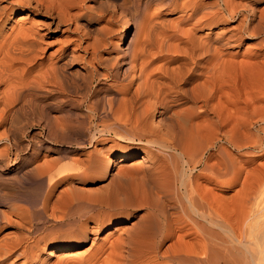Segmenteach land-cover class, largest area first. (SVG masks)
I'll return each instance as SVG.
<instances>
[{
	"label": "bare ground",
	"instance_id": "6f19581e",
	"mask_svg": "<svg viewBox=\"0 0 264 264\" xmlns=\"http://www.w3.org/2000/svg\"><path fill=\"white\" fill-rule=\"evenodd\" d=\"M197 1H178L180 14L194 19L191 24L194 29L205 24L210 28L232 22L236 24L224 28L212 40H203L191 28H182L172 20V34L157 32L163 38L156 40L153 52L150 44L155 42L150 43L148 39L151 36L148 31L153 29V17L147 13L144 15L148 2L140 0L125 9L124 33L120 40L127 39V43L120 47L119 58L110 63L106 58L97 57V51L104 43L95 46L93 41H84L81 46L79 38L67 36L60 49L49 52L50 43H46L41 32L52 26L55 30L63 25L68 28L70 20L79 17L86 9L85 0H0V130L5 127L7 117L16 105V85H23L19 93L28 95L25 105L30 111L37 106L60 111L73 101L84 104L83 120L96 121L94 132H85L89 145L97 133L137 141L149 154L141 156V162L147 161L148 156L158 155L164 172L162 177L166 178L164 185L161 184V196L157 192L159 196L152 205L151 216L134 222L133 233L127 240L120 238L126 225L123 222L113 226L107 234L108 237H117L107 255L94 252L91 247L78 252L88 237L84 231L81 235L75 234L77 240L74 242L57 241L50 246V257H58L54 264H264V160L253 164L257 159H264V52L251 54L242 67L239 65L243 80L252 87L249 94L244 91V96H240L241 90L237 91V77L227 81L229 77L226 76L225 80L224 72H230L235 65L230 62L232 65L228 71L230 63L223 57L224 52L222 54V49L239 46L245 38L255 41L253 47L264 49V7L257 6L263 0H212L201 5ZM75 8L79 13L71 15ZM132 9L141 13L139 19V14H131ZM35 16L44 20L36 21ZM134 23H138V29L126 35L128 24ZM177 36L185 38L183 43L172 42L173 38L178 39ZM70 46L75 50L81 48L85 56H75L74 52L69 55ZM167 52L177 57L162 59L164 62L157 67L155 64L153 69L149 60L151 56H162ZM76 60L81 62L90 79L78 71L76 74L70 72L69 66ZM95 66L104 69V74L100 75L103 85L92 90L94 81L99 79ZM235 73L228 74L234 76ZM33 84L40 85V88L54 86L58 94L35 93ZM176 105L188 106L176 110L173 108ZM187 110L193 114L192 121L184 120L186 115L182 116ZM151 114L161 117L162 127L151 126ZM61 116L63 118V114ZM45 118L44 122L49 126L55 116ZM0 132V143L8 138L14 139L11 130ZM217 142L223 144L216 146ZM28 145L24 144L23 148L27 150ZM20 148L13 141L14 160L18 159ZM46 148L49 147L45 146L47 151ZM212 150L215 152L210 153ZM2 151L5 159L1 160L4 164H0V176L9 163L11 150L7 147ZM230 151L240 155L233 158ZM135 154L122 152L113 165L123 168V162L134 159ZM57 165L51 166L50 170L47 168L49 178L55 179L63 169H72L74 163ZM105 167L104 173L109 174L112 167L108 164ZM243 172V182L233 194L225 196L224 191L208 187V184L224 181L221 189H228L235 177ZM114 193L110 192L104 199L108 208L116 205L112 197ZM91 210L89 206L79 207L81 218ZM19 214L17 212V217ZM10 216L8 211L0 209V228L2 221L6 220L26 231L27 235L4 234L0 240V264L12 254L15 256L10 264L25 257L30 247L22 245H28L33 238L32 220L23 216L22 223L14 221V224ZM167 241L169 244L161 250V245ZM60 252L70 254L59 257ZM41 264L48 263L43 260Z\"/></svg>",
	"mask_w": 264,
	"mask_h": 264
},
{
	"label": "rangeland",
	"instance_id": "374dc122",
	"mask_svg": "<svg viewBox=\"0 0 264 264\" xmlns=\"http://www.w3.org/2000/svg\"><path fill=\"white\" fill-rule=\"evenodd\" d=\"M139 1L140 0H133V2L129 0H85L84 6L86 9L82 10V13L79 15V17L76 19L72 18L73 20H70L68 28L63 25L55 30L52 26L48 31H41L46 43H50L49 52L60 49L63 38L68 36L70 38H79V43L81 46H84V41H88V43L93 41L92 43L95 42V46H97V44L99 46V43H104L105 45L98 49L97 57H102V59L106 58L105 60L113 63V60L119 58L121 54L119 52L120 47L127 43V39L124 41L120 40L124 33L122 22L126 20L124 19L126 14L125 9L130 7L132 3H137ZM141 1H146L149 4V6L148 4L146 5L145 10L143 9L144 12L146 11L145 13L143 12L144 15L146 16L148 14L147 16L153 17V29L150 28L151 30L149 29L148 31V34L152 36V38L151 36H148L150 43L155 42V44L152 43L153 45L150 44L153 52L157 44L156 40L163 38V35L162 37H159L161 35H159L157 32H160V34L166 33L171 35V26L174 24L173 21L179 23L178 25L180 27L182 26V28H191V30H193L197 36H201L203 40H212L215 38L214 36L219 35L220 32L222 33L224 28H230V26L236 24V22H232L221 24L212 28L205 24L194 29L191 25L192 22H194V19H188L187 15L180 14L182 13L179 10L180 0H164V2L167 1L165 4L159 3L157 0ZM197 2L198 5H201L211 3L212 0H198ZM160 4H163V7ZM257 6L258 8H263L264 0ZM78 10V8H75L70 14H78ZM135 12L136 11L132 9L131 14H139V19L141 17V13ZM35 20L40 21L44 19L41 16H35ZM149 20H151V18ZM160 28L164 29V31ZM136 29H138V23H134L133 25L128 24V32H126V35L132 34V32H135ZM157 29L160 30L157 31ZM162 31L163 33H161ZM227 34L229 35V32H227ZM173 39L175 40L172 42L175 41L176 44L181 43V41L183 43L185 40V38L182 36H179L178 39H176V37ZM254 43L255 41L253 39L245 38L239 46L222 49V54L224 52L223 57L227 58L229 63L231 62L233 65H235V71H232L234 70L231 69L232 64H228L230 67L228 71H230V69L231 71L226 72V70L224 72L225 80L227 79L226 76L229 77L227 81L232 77H235L234 79H236V77L238 78L236 79V87L238 86L239 88V90L237 88V91L241 90L239 92L240 96L242 94L244 96V91L245 94H249L252 87L250 84L246 83L245 80H243L239 70V65L242 67L243 62H247L249 58L252 57L251 54L264 52V49L261 50L259 48L253 47ZM49 52H47L46 55ZM70 52H74L75 56H85L81 48L75 50L74 46H70L68 48L67 53L69 55ZM167 53L168 54L165 53L166 55L164 54L162 56L154 55L153 57L152 55V59H149L152 61V68L155 64H157L155 67L160 66V64L163 63L166 58L171 56L177 57L174 53L170 54L172 52ZM86 56L88 55L86 54ZM95 67V73L99 75V79L94 81L92 90L98 85H103V80H101L102 78L100 75L101 73L104 74V69L99 66ZM155 67L153 69H155ZM69 68L70 72L72 71V73L76 74L75 72L78 71L79 73L86 74L84 75L86 79H90V77L87 75L88 73H85L84 67L79 60L72 62ZM242 70L243 69L241 68V72H243ZM233 72L236 73L234 76H231ZM228 73L231 74L229 75ZM237 73L238 75H236ZM231 81H229V83ZM17 85L16 88L14 87L17 90L15 91V93L17 92V101L15 102L16 105L8 115L5 127H3L5 132L11 130V132L14 133V139L11 140L8 138L7 141L0 143L1 165L4 164V162L1 160L5 159V154L2 150L7 147L11 150V161L9 160V163L5 165L6 169L0 176V209L9 212V216L11 215L10 220H12L13 223L14 221H19L22 223L23 216H25V219L32 220L31 224L33 226V231L31 236H33V238L28 241V245L26 243L22 245L23 247L25 245L28 246L27 248L30 247L26 255L27 257L25 256L23 258L17 259L15 261L16 263L13 264H41L43 260L47 261L48 264H54L58 257H50V246L57 241H63L66 243L74 242L77 240L74 237L75 234L81 235L84 231L88 233V237L86 242L83 244V247L78 252H83V250L91 247L94 252L101 253L103 256L107 255V253L112 250L115 242H117V239H115L117 238L116 236L108 237L107 234L109 230L117 224L126 222V225H124L125 227H123L124 231L120 235V238L123 241L127 240L128 236L133 233V223L139 221L142 218H149L151 216L150 214H152V208L159 196L157 192L160 193V196L163 193L162 185H164L166 178L162 177L164 172L162 173V165L158 160V155L155 154V156H150L151 158L153 157L152 159L148 156L149 159L142 163L141 156L149 155L147 153L148 151L143 145L139 144L137 141L132 142L127 139L123 140L114 136L113 134L108 133H97L94 138H91L92 141L89 145V143L86 141V139L89 137L86 138L87 134L85 132L90 130L91 132H94V124L96 121L91 122L86 118L83 120L82 117L84 116L86 110L84 104H77L73 101L75 104L72 102L71 104L65 105L60 111L54 108H43V106H41L43 109L40 106H37L35 110L30 111L27 108V105H25V100L27 99L28 95L26 93H19L23 85ZM32 86L33 92L37 91L35 93L51 92L53 95L58 94V89L51 85H43L41 86L42 88H40V85L36 84H33ZM72 104L73 106H70ZM186 107L185 105H176L173 108L179 110ZM64 109L67 110L65 111ZM185 113L184 111L182 113L183 117L186 115L184 120L187 118V121H192L194 118L192 117L193 114L189 113L188 110L185 111ZM60 114H63L64 119L61 118L62 116ZM49 115L50 118L51 116H55L56 119L54 118L53 122H51L53 124L46 126L45 116L49 117ZM160 118L161 117H158L155 114H151L149 123L152 127L157 128L159 125L162 127L163 121H161ZM55 121H58V124ZM54 123L56 125H54ZM66 127H68L67 130ZM7 128L10 130H7ZM13 141H15V143L19 144L21 147V152H19V157L17 160H14V150L12 149ZM27 143L29 145L28 149L26 150L23 148V146ZM216 144V146H218L219 144L221 145L223 143L217 142ZM45 146L49 147L46 148L47 151L45 150ZM122 152H135L136 154L134 155V159H127V161L123 162L124 167L118 169V167L114 166L113 163L118 161L117 156ZM213 152L215 151H210V153ZM230 152H232L233 158H236L240 155V153H237L236 151ZM108 158H111L110 161ZM263 160L264 159H257L253 162V164L256 163L257 165L258 162H262ZM68 163H74L72 169H63L62 172L57 174L55 179L48 177L51 166H56L57 164V166H62V164L65 166ZM107 164L109 167H112L109 174L104 173L106 169L105 166H107ZM47 168H49V170ZM44 170L46 172H43ZM244 177V172L240 173L239 176L237 175L234 179L233 185L225 190L221 189L223 184H225L224 181V183L219 181L218 183L216 182L214 184H208V187L214 190H222L224 191L223 194L227 196L229 194H233L236 189L239 188V184L243 182ZM157 181L160 184L157 183ZM159 187H161L162 190ZM110 192L115 194H112V197L114 201H116V205L112 208L106 207V201L104 200L110 194ZM82 205L92 207V210L84 218H81L79 211V207H83ZM17 212L20 213L18 217L16 215ZM1 225L0 240L4 234L8 232H10L12 235H27L26 231L18 228L16 224H8L6 220L2 221ZM168 244L169 241L163 243L160 247L161 250H164ZM64 254L68 255L70 253L60 252L58 256L63 257ZM14 256L15 255L13 254L8 256L4 261V264H10Z\"/></svg>",
	"mask_w": 264,
	"mask_h": 264
}]
</instances>
